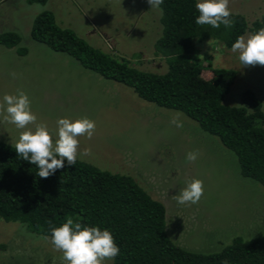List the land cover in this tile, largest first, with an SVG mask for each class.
Returning <instances> with one entry per match:
<instances>
[{"label": "rangeland", "instance_id": "374dc122", "mask_svg": "<svg viewBox=\"0 0 264 264\" xmlns=\"http://www.w3.org/2000/svg\"><path fill=\"white\" fill-rule=\"evenodd\" d=\"M229 9L243 15L249 27L264 18V0H229ZM44 11L52 12L59 27L72 30L91 47L127 59L142 72L167 70L154 53L162 13L151 9L147 0H48L45 5L0 0V33H17L18 47L26 49L18 55L16 48L0 46V103L5 94L22 90L37 117L35 124L21 130L0 115V141L14 146L21 131L34 132L36 124H44L55 143L58 119L88 118L95 122V132L91 139L78 138L77 160L132 176L164 205L166 232L175 244L212 253L234 238L263 235L264 187L241 176L235 154L184 114L145 102L130 88L33 41V21ZM248 35L252 34L244 36ZM195 50L204 65L236 72L225 105L241 106L242 92L251 90L264 112V66L242 67L238 52L213 41L196 43ZM178 113L182 128L171 123ZM86 149L89 155H83ZM190 151L199 153L195 162H186ZM193 179L203 181V196L197 204H178L173 197ZM0 264H62V253L23 225L0 220Z\"/></svg>", "mask_w": 264, "mask_h": 264}, {"label": "trees", "instance_id": "16d2710c", "mask_svg": "<svg viewBox=\"0 0 264 264\" xmlns=\"http://www.w3.org/2000/svg\"><path fill=\"white\" fill-rule=\"evenodd\" d=\"M47 1L29 3L45 5ZM196 3L164 0L161 5L162 31L154 53L166 63L162 74L142 72L127 59L91 47L72 30L59 27L50 11L36 16L30 38L130 88L145 102L184 114L235 154L242 177L264 187L262 101L245 90L241 106L225 105L236 72L204 65L195 50L196 43L207 41L229 50L239 36L264 28V18L249 27L243 15L232 13L230 28L201 26L195 23ZM20 41L15 32L0 33V46L16 48L18 55H24ZM37 172L35 165L17 156L14 146L0 141V220L23 225L29 233L44 238H50L51 228L62 226L67 218L82 227L106 229L120 249L112 264H264V234L250 240L234 238L212 253L178 246L166 232L164 205L130 175L113 174L79 160L74 166L65 160V167L47 179Z\"/></svg>", "mask_w": 264, "mask_h": 264}, {"label": "clouds", "instance_id": "9594fccd", "mask_svg": "<svg viewBox=\"0 0 264 264\" xmlns=\"http://www.w3.org/2000/svg\"><path fill=\"white\" fill-rule=\"evenodd\" d=\"M151 9L163 11L161 5L164 0H147ZM195 8L199 15L195 20L197 25H210L219 29L233 26L229 9V0H198ZM231 51L239 53L238 59L242 67L264 66V28L247 37L241 35L232 44ZM15 78V73L12 74ZM6 105V107H5ZM0 115L4 121L14 125L17 129H25L30 124H35L37 117L32 113L28 95L22 90H17L16 95L5 94L3 103H0ZM171 120L177 128H182L179 116ZM95 132V122L88 119L72 121L68 118L57 120V139L55 143L47 126L36 124L35 131H21L15 143V152L19 158L28 161L37 167L36 175L47 179L59 169L65 167V160L69 166H74L78 157V138L87 136L91 139ZM85 150L83 155H89ZM199 153L190 151L186 155V162H195ZM204 194L203 181L193 179L187 183L173 199L180 205L197 204ZM50 239L54 249L62 253V264H105L119 255L120 249L114 237L108 230L99 227H82L67 218L59 227L51 228ZM222 264H228L223 261Z\"/></svg>", "mask_w": 264, "mask_h": 264}]
</instances>
